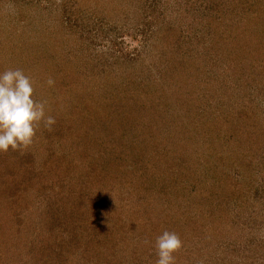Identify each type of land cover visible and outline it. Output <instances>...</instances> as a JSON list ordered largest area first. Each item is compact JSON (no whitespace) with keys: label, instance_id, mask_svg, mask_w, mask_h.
Instances as JSON below:
<instances>
[{"label":"rangeland","instance_id":"1","mask_svg":"<svg viewBox=\"0 0 264 264\" xmlns=\"http://www.w3.org/2000/svg\"><path fill=\"white\" fill-rule=\"evenodd\" d=\"M210 4L0 0V72L56 120L0 152V264H155L165 230L175 264H264V1Z\"/></svg>","mask_w":264,"mask_h":264},{"label":"clouds","instance_id":"2","mask_svg":"<svg viewBox=\"0 0 264 264\" xmlns=\"http://www.w3.org/2000/svg\"><path fill=\"white\" fill-rule=\"evenodd\" d=\"M53 86L55 81H46ZM32 80L21 69L0 72V152L27 149L41 124L51 130L55 117L46 114L47 101L33 98ZM182 247V240L175 232L165 230L156 238L155 264H175L174 253Z\"/></svg>","mask_w":264,"mask_h":264},{"label":"trees","instance_id":"3","mask_svg":"<svg viewBox=\"0 0 264 264\" xmlns=\"http://www.w3.org/2000/svg\"><path fill=\"white\" fill-rule=\"evenodd\" d=\"M202 1V0H201ZM205 2H207V3H211L210 4V7H213V4H214V2H215V0H214V2H212V0H204ZM219 1H221V3H223V2H228V1H231V0H219ZM241 1H243V2H245V5H247L248 6V8L246 9V10H248L249 9V11H251V13L253 12V11H257L256 9L257 8H259V11L261 12V10L260 9H262V3H263V1L264 0H239V2H241ZM247 1V2H246ZM243 5H241V7H242V9L243 8H245V6H244V3H242ZM264 5V4H263ZM209 6V5H208ZM208 6L206 5V7L205 8H208ZM264 8V7H263ZM219 10V9H218ZM236 10V9H235ZM231 11H234V9L233 10H231ZM241 13H242V10H241ZM245 14V13H244ZM170 24V23H169ZM168 24V25H169ZM171 28H174L172 25L171 26H169V29L167 30V29H165L164 30V34H165V36L166 35H168V33L170 34L171 33ZM181 33V32H180ZM178 34H179V31H178ZM168 41V40H167ZM240 46H241V44H240ZM81 98H82V96H81ZM92 102V101H91ZM97 103H99V102H97ZM93 105L91 106V108L93 107H95V105H96V103L95 102H93L92 103ZM90 105V104H89ZM93 110V109H92ZM98 117V116H97ZM110 121H112V122H114L113 120H110ZM99 122H100V125H102L101 126V129L102 130H104V131H106V128H105V126H104V123L106 122V120H103L102 118H100L99 119ZM99 122H97V120H96V124L98 123L99 124ZM106 124V123H105ZM117 124H115L114 126H116ZM123 133V132H122ZM97 139H95V143H94V145L96 146L97 145ZM78 144H79V142H77ZM107 144V143H106ZM64 144H63V142L61 143V146L59 147V149H62V150H64V146H63ZM149 145V144H148ZM100 146H102V144H100ZM87 149L85 148L84 149V151H86ZM98 151H99V149H98ZM55 152V151H54ZM137 152H138V154L136 155V158L138 157V158H142L141 159V163L143 164V165H145L146 167H148L149 166V164L151 163V162H155L154 160H151L150 158H149V156L148 155H146L147 153H149V152H147L146 150H143V146H140V147H138L137 148ZM49 153H50V151H49ZM56 154V153H55ZM54 154V155H55ZM61 155H62V157L64 156L63 155V151H62V153H61ZM61 155H60V153H59V155H55V157H58V158H60L61 157ZM102 155V154H101ZM51 156V155H50ZM29 158V157H28ZM72 158H78L77 159V161H75V166H78V165H80V164H82V162L81 161H83V162H85V161H87V162H90V161H92V159H91V157L90 156H82V155H77V156H74V157H72ZM81 158H83V159H85V160H82ZM90 159V160H89ZM93 162V161H92ZM89 165H91V164H89ZM171 168V167H170ZM172 169V168H171ZM140 177H141V175H140ZM145 178V177H144ZM148 178V177H147ZM135 181V183H139L138 181H136V180H134ZM147 181V183H148V190H149V187H152V183L154 182V181H150V179L149 180H145V182ZM133 185V184H132ZM139 185H141L140 183L138 184V186L137 187H134V186H130L129 187V189H130V191H131V189H132V191L133 192H131L134 196H137L138 195V193H137V190H139ZM167 188V187H166ZM135 189V190H134ZM238 192V191H237ZM127 193V192H126ZM118 195V194H122V192L121 191H119V190H115L114 191V195ZM131 194V195H132ZM119 195V196H120ZM119 196H116V197H118V199H120V200H122V197H119ZM115 197V198H116ZM256 198V195L254 196V199ZM123 200H124V198H123ZM256 201V200H255ZM255 205L256 204H253V212L252 213H250V214H248V218L250 219V218H253V224L254 223H257V221L258 220H256L255 219V214L257 215L258 213H261V209H259V208H255ZM261 208H263V210H264V206L262 207V205H261ZM263 210H262V217H264V212H263ZM112 212H113V214L115 213L113 210H111ZM110 212V211H109ZM108 212V213H109ZM252 216V217H251ZM121 218V217H120ZM119 218V219H120ZM135 223H136V221L138 222V225L139 224H142V220H140L139 218H138V216H136L135 215V219L133 220ZM132 221V224H134V222ZM261 221V220H260ZM264 222V221H263ZM258 223L259 224H262L261 222H259L258 221ZM132 224H128V226L130 227ZM116 224L113 222V227L115 226ZM122 227H123V225H121ZM264 227V224H263V226L260 228V229H264L263 228ZM257 228H259V226L257 227ZM259 229V230H260ZM112 230H113V228H112ZM251 231V232H250ZM249 231V236H251V238L249 239L250 241H256L257 243H258V248L259 247H264V243H263V245H262V240H263V242H264V233H263V235H262V237L259 239V240H257V238L255 237V235L254 234H252L255 230L254 229H252V230H250ZM252 234V235H251ZM110 244H111V246L109 247L110 249H114V247H115V243H111L110 242ZM248 248H250V245H248ZM253 255H252V258H254V259H258V258H261V259H264V249H263V251H262V253L260 254L258 251H257V249H254L253 250V253H252ZM115 259L116 260H118V257L116 258V256H115ZM114 259V260H115ZM137 259V258H136ZM119 260H121L120 259V257H119Z\"/></svg>","mask_w":264,"mask_h":264}]
</instances>
